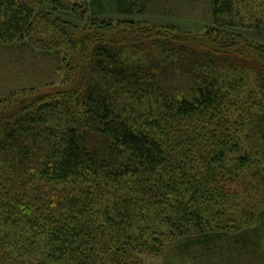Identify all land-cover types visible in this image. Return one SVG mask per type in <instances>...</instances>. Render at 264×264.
Returning a JSON list of instances; mask_svg holds the SVG:
<instances>
[{
  "label": "trees",
  "instance_id": "1",
  "mask_svg": "<svg viewBox=\"0 0 264 264\" xmlns=\"http://www.w3.org/2000/svg\"><path fill=\"white\" fill-rule=\"evenodd\" d=\"M211 5L191 34L102 17L131 0H0V44L68 70L0 115V264H264V46L237 33L264 11Z\"/></svg>",
  "mask_w": 264,
  "mask_h": 264
},
{
  "label": "rangeland",
  "instance_id": "2",
  "mask_svg": "<svg viewBox=\"0 0 264 264\" xmlns=\"http://www.w3.org/2000/svg\"><path fill=\"white\" fill-rule=\"evenodd\" d=\"M132 15L107 14L104 18L145 22L149 26L166 25L179 32L201 34L212 26V0H131ZM252 1V0H251ZM264 11V0H255ZM143 5V12L139 8ZM241 7V5H237ZM258 23L237 33L253 44L264 46V12ZM257 25L260 28H256ZM53 54L41 55L26 43L0 44V115L17 111L37 96L62 90L61 82L68 70L62 68ZM60 70V71H59ZM69 72L68 75H70ZM72 75V73H71ZM74 78V76H72ZM71 82V81H70ZM74 83V82H73ZM76 86L77 84H72ZM4 110H1L2 108Z\"/></svg>",
  "mask_w": 264,
  "mask_h": 264
}]
</instances>
